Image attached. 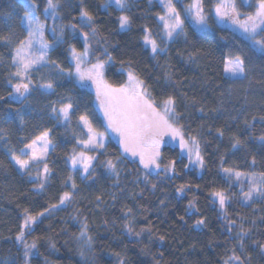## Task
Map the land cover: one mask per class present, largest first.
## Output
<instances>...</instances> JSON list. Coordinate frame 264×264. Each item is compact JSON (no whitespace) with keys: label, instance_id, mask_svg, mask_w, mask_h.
<instances>
[{"label":"trees","instance_id":"trees-1","mask_svg":"<svg viewBox=\"0 0 264 264\" xmlns=\"http://www.w3.org/2000/svg\"><path fill=\"white\" fill-rule=\"evenodd\" d=\"M27 1L34 3L41 20L46 19L47 0ZM57 1L55 36L49 31L45 35L52 46L48 70L42 78L31 76L32 90L25 98L14 91L17 69L12 60L20 41L27 38L25 4L0 0V37L11 39V43L0 40V260L12 264H234V260L264 264V198L245 204L224 174V169L264 174V54L247 41L251 50L241 58L249 79L225 77L222 61L236 49V35L215 19L217 0H203L207 31L197 32L186 22L187 36L170 42L158 19L164 14L159 0H125L124 9L106 6L108 0ZM173 2L184 13L192 0ZM251 4L242 6L237 0L243 13L254 11L255 0ZM81 10H87L93 21L82 23ZM121 15L130 18L125 31L120 29ZM144 29L163 51L153 54L145 47ZM81 33H88L90 63L111 57L104 72L110 85H124L132 72L159 107L169 97L174 100L177 126L187 139L195 137L199 143L201 171L190 169L175 146H162L158 173L146 172L123 153L106 130L95 90L79 86L73 78L58 77L73 71L71 49L83 52ZM48 82L53 83L52 89L40 87ZM69 102L73 104L70 120L58 119L53 108L59 110ZM81 115H87L95 131L106 133L104 149L87 152L96 157L87 178L71 170L68 162L74 151H84L79 141L86 140L87 134ZM44 131L49 132L52 151L45 162L21 172L12 156ZM108 161L115 170L107 166ZM172 161L174 170L165 171ZM45 163L49 173L40 188ZM65 191L72 193V199L60 205ZM214 192H223L229 201L223 212ZM26 214L38 219L30 230L25 229L20 242L16 237ZM199 220L204 223L197 224ZM81 231H86L85 237Z\"/></svg>","mask_w":264,"mask_h":264},{"label":"snow or ice","instance_id":"snow-or-ice-1","mask_svg":"<svg viewBox=\"0 0 264 264\" xmlns=\"http://www.w3.org/2000/svg\"><path fill=\"white\" fill-rule=\"evenodd\" d=\"M114 3L120 9L125 8V0H114ZM164 9V14L160 15L158 19L162 22L164 37L172 40L177 36H187L185 31V22L190 21L191 26L197 32L207 31L208 16L205 13L203 0H192L190 4L184 9L185 16L177 10L176 4L173 0H160ZM242 6L246 5L252 7L250 0H240ZM57 4L54 0H47V7L45 11L52 9L55 15ZM24 18L27 20V39L20 41V44L15 49V55L12 60L16 66V72L13 74L17 78V83L13 85L15 93L20 97H25L31 92V71L47 62L48 52L50 46L44 41V24L40 22L39 17L34 16V3L25 4ZM214 15L218 23L225 27H232L244 33L248 40L255 46V50L264 54V0H255V9L250 13H242L237 5V0H217L214 6ZM80 16L82 23H89L93 21V16L87 10H81ZM23 23V21H22ZM130 18L127 15L119 17V25L121 29L128 27ZM73 31L76 26H72ZM55 34V29H52ZM93 34L95 29L92 30ZM144 42L151 47L153 54L158 51H163L155 39L151 37L148 29H144ZM84 40L83 52H78L74 47L71 49V56L74 60L75 72L69 70L68 75H74L79 86L87 87L86 82H91V86L95 89L96 100L103 113L107 124L106 130H111L119 138V143L124 153H128L133 157L139 158V163L144 169H160V161L162 159V146L164 144V137H171L178 141V146L182 152H186L189 162L198 164L203 167V158L200 155L199 143L195 137L191 138V142L185 139L184 132L181 126L176 123V109L174 100L169 97L163 102L164 106L161 109L152 99L150 93L143 86V81L138 79L132 72H128V80L124 85L115 87L110 85L104 78L105 65L111 60H101L97 58L95 63L87 61L89 55L88 33H81ZM261 36V39H256ZM6 43H11L10 37H0ZM58 40V43H62ZM38 45V46H37ZM223 72L230 78L243 77L245 75V60L240 56H229L224 58ZM86 64L90 66L85 67ZM63 71V69H61ZM44 89H52L54 87L52 82L40 85ZM73 104L71 102L64 104L57 110L53 108V112L58 111L57 118H63L67 121L71 118V110ZM79 121L83 128L87 129V139L79 141L84 149L92 150L104 147V140L106 133L95 131L91 121L87 115H81ZM223 133H221L222 135ZM264 140V137H261ZM49 132L44 131L39 136L25 145L20 150V155H13L12 160L19 166L21 171L29 168L30 165L39 163L45 160L49 145ZM239 140L236 141V144ZM233 145V147L236 146ZM27 150V151H26ZM193 156L195 159H193ZM96 157L88 155L86 151L81 150L70 157L71 167L73 170L82 171L85 178L89 175V170L92 168V161ZM175 161H172L170 166L164 170H174ZM79 166V168H78ZM110 169L115 170V164L108 161L107 165ZM225 173L232 175L231 169H224ZM44 176L39 184L40 188L44 187V180L47 179L49 169L47 164L43 168ZM237 180L243 175L240 172L234 173ZM71 179V177H69ZM71 187H76L75 182ZM153 187H155L153 185ZM183 189H178L182 191ZM259 195L264 198V174H261V181L257 183L255 180L250 181L249 190L243 193L246 200H251L253 195ZM213 195L218 198L221 208H224L227 197L223 192H214ZM72 193L69 191L63 192L59 198L60 205L70 202ZM52 207H56L53 205ZM40 213L39 216H43ZM38 216L27 215L24 218L21 231L16 239L24 242L25 229H31V225L36 223ZM203 220L197 221V224H203ZM86 225L84 228L86 229ZM132 229L129 228V231ZM86 236V231H81V237ZM91 240V237H86ZM25 247H35V244L27 245ZM27 255V253H25ZM235 259H239L236 257ZM123 264V261H121Z\"/></svg>","mask_w":264,"mask_h":264},{"label":"rangeland","instance_id":"rangeland-1","mask_svg":"<svg viewBox=\"0 0 264 264\" xmlns=\"http://www.w3.org/2000/svg\"><path fill=\"white\" fill-rule=\"evenodd\" d=\"M20 1H22L24 4H26V2L27 3H30V2H28L27 0H20ZM160 1V0H159ZM54 2L57 4V7H56V9H55V15H53V11H52V9H49L47 12H46V19H44V20H41L40 18H39V20H40V22L41 23H43L44 24V41L46 42V40H45V35H46V32L47 31H49L50 32V34H52V36L54 35L55 36V34L53 33V31H52V29H55L56 28V26H57V22H58V13H57V9H58V1L57 0H54ZM250 2H251V0H250ZM110 5H114L116 8H118V9H120L119 7H117V5L114 3V0H108V2H107V5L106 6H110ZM177 10H178V8H177ZM179 11V10H178ZM243 13V12H242ZM181 15L182 16H185L186 15V12H184V13H181ZM34 16L35 17H38V15L36 14V12L34 11ZM23 21H24V26H25V29H26V31H27V20L24 18L23 19ZM186 22H189L190 24H191V22L190 21H186ZM186 22H185V25H186ZM48 23V24H47ZM222 25V24H221ZM129 26V25H128ZM224 26V25H223ZM229 29H231L233 32H234V34L236 35L235 37H234V40H235V45H236V49H231V51L229 52V55H228V57L229 56H240V57H242L244 54L245 55H247L246 53H248V51L249 50H251L250 48H251V45H249L248 46V44H246V42L247 41H249L250 42V40H248V38H247V36L244 34V33H242L240 30H238V29H234V28H232V27H228ZM121 29V28H120ZM128 29V27L127 28H125V29H121L122 31H125V30H127ZM178 37V36H177ZM177 37H174L172 40H168L169 42L170 41H173L174 39H176ZM27 39V38H26ZM25 39V40H26ZM47 43V42H46ZM48 44V43H47ZM144 44H145V42H144ZM49 45V44H48ZM38 46V45H37ZM50 46V45H49ZM145 47H147L148 49H150L151 50V47L149 46V45H146L145 44ZM52 50V46H50V50H49V52H48V55H49V53H50V51ZM238 50L240 51L239 53H237L238 52ZM248 50V51H247ZM152 52V51H151ZM159 52V51H158ZM15 55V54H14ZM47 58H48V56H47ZM46 58V59H47ZM87 59V61H88V57L86 58ZM70 61H71V64L73 65V73L75 72V68H74V64H75V62H74V60L72 59V56L70 57ZM246 63V62H245ZM89 65L88 64H86L85 65V67H88ZM48 70V62H46V63H44L43 65H41V66H38V67H36V68H34L32 71H31V73H30V76H33V75H36V76H38L39 78H42L43 77V75H44V72H46ZM248 70H250V68H248ZM225 74V73H224ZM59 76L58 77H60V79H65V80H68L69 78H73L74 80H76V78H75V76L74 75H72V76H70V75H68V72H63V73H59L58 74ZM248 76H249V73H248V71L246 70V66H245V75L243 76V77H238V78H230L227 74H225V77L226 78H228L229 80H231V81H242V80H244L245 78H247V79H249L248 78ZM127 80H128V78H127ZM77 81V80H76ZM92 89H94V87L93 86H91V82H86ZM95 90V89H94ZM164 106V105H163ZM163 106H161L160 108L161 109H163ZM98 110H99V112H100V114H101V116L103 117V119H104V116H103V113H102V111H101V109H100V107H99V103H98ZM104 121H105V119H104ZM105 123H106V121H105ZM107 125V124H106ZM83 127V126H82ZM84 130H85V132H86V134H87V129H85L84 128ZM109 132H110V134H111V136L119 143V138H118V136L115 134V133H113V132H111V130H109ZM86 139H87V137H86ZM185 139L186 140H189V142H191V139H187L186 137H185ZM105 143H106V140H104V147H105ZM119 145H120V143H119ZM163 145H170V146H175V147H177V148H179V146H178V141H176V140H173L171 137H168V136H166V137H164V144ZM104 147L103 148H98V149H92V150H88V149H84V151H86V152H92V151H94V150H99V151H102L103 149H104ZM120 147H121V145H120ZM52 149H53V145L50 143V145H49V149H48V152H47V155H46V157H45V160L47 159V157H48V155H49V153L52 151ZM121 149H122V147H121ZM179 150L181 151V149L179 148ZM27 151V150H26ZM122 151H123V149H122ZM200 151V150H199ZM124 153V152H123ZM181 153H182V155L188 160V164H189V168L190 169H195V170H198V171H201L202 170V168L203 167H201L200 165H198V164H194V163H190L189 162V159H188V156H187V154H186V152H182L181 151ZM88 154V153H87ZM130 160H133V161H136V162H138L139 163V158L138 157H133V156H131L130 154H128V153H124ZM20 155V154H19ZM88 155H90V154H88ZM201 155V154H200ZM193 159H195V157L193 156ZM45 160L44 161H42V162H45ZM14 162V161H13ZM42 162H40V163H42ZM69 167L71 168V170H73L72 169V167H71V161H70V159H69ZM14 164H15V162H14ZM93 164H94V160L92 161V167H93ZM16 165V164H15ZM139 165L141 166V167H143L140 163H139ZM18 168H19V166L18 165H16ZM78 168H79V166H78ZM20 169V168H19ZM92 169V168H91ZM91 169L89 170V173H90V171H91ZM146 172H148V173H150V172H155V173H158L159 171H160V169L159 170H157V169H150V170H146V169H144ZM21 171V170H20ZM25 171V170H24ZM24 171H21V172H24ZM74 171H76V170H74ZM82 172V171H81ZM234 173L235 172H232V175L231 176H229V174H227V173H224L225 174V176L228 178V179H230L236 186H237V190H238V192L239 193H241V195H242V199H243V201H244V203L245 204H249L251 201H253V200H255V199H260V198H262V197H260L259 195H253V198L251 199V200H246L245 199V197H244V195H243V193H245V192H247L248 190H249V186H250V181H252V180H255L257 183H259L260 181H261V176L260 175H257V174H243L241 177H240V179L239 180H237L236 179V177H235V175H234ZM82 174L85 176V174L82 172ZM214 201L217 203V205H218V208L220 209V211H222L223 212V210H224V208H225V206H226V204L229 202L228 201V199H226V201H225V205H224V208L222 209L221 208V206H220V204H219V200H218V198H216V197H214ZM13 263V261H1L0 260V264H12ZM233 263L234 264H237V261H233Z\"/></svg>","mask_w":264,"mask_h":264}]
</instances>
